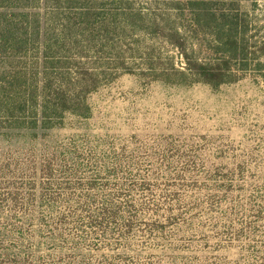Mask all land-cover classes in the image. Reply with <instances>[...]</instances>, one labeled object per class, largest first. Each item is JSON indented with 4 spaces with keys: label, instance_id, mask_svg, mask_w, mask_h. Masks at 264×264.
<instances>
[{
    "label": "trees",
    "instance_id": "trees-1",
    "mask_svg": "<svg viewBox=\"0 0 264 264\" xmlns=\"http://www.w3.org/2000/svg\"><path fill=\"white\" fill-rule=\"evenodd\" d=\"M242 3L0 0V136L30 148L0 155V212H14L0 216V264H134L144 218L164 232L159 202L139 199L155 175L134 154L100 153L114 142L88 134L44 143L69 119L86 131L90 97L125 75L218 91L264 69V37Z\"/></svg>",
    "mask_w": 264,
    "mask_h": 264
},
{
    "label": "rangeland",
    "instance_id": "rangeland-1",
    "mask_svg": "<svg viewBox=\"0 0 264 264\" xmlns=\"http://www.w3.org/2000/svg\"><path fill=\"white\" fill-rule=\"evenodd\" d=\"M242 7L264 37V0H243ZM89 102L94 117L86 131L69 119L73 125L44 144L88 134L94 145L114 142L97 145L100 153L134 154L138 168L155 175L156 191L139 199L159 202L166 228L150 233L153 217L144 218L130 242L134 264H264V69L218 91L125 75ZM28 149L0 136V155L29 157Z\"/></svg>",
    "mask_w": 264,
    "mask_h": 264
}]
</instances>
